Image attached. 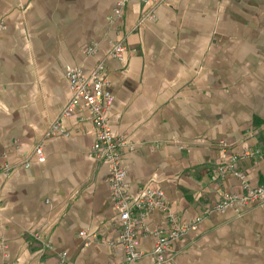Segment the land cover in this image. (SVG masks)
Listing matches in <instances>:
<instances>
[{
	"label": "crops",
	"instance_id": "1",
	"mask_svg": "<svg viewBox=\"0 0 264 264\" xmlns=\"http://www.w3.org/2000/svg\"><path fill=\"white\" fill-rule=\"evenodd\" d=\"M146 10L140 0L121 10L116 0H0V264L123 262L109 167L89 156V113L60 117L66 70L89 73L118 41L126 52L106 62V116L131 147L127 196L150 186L182 222L200 218L163 264H264V206L204 213L243 191L231 174L212 181L222 148L264 149V0H170L142 21ZM56 121L68 136L47 135ZM237 167L251 187L264 183V157ZM165 219L148 213L146 255L130 264H156L150 231Z\"/></svg>",
	"mask_w": 264,
	"mask_h": 264
},
{
	"label": "built area",
	"instance_id": "2",
	"mask_svg": "<svg viewBox=\"0 0 264 264\" xmlns=\"http://www.w3.org/2000/svg\"><path fill=\"white\" fill-rule=\"evenodd\" d=\"M129 1L116 0V8L118 10L123 9ZM168 1L170 0H140L147 7L142 21L151 19L154 9L166 4ZM95 51L96 45H93L86 48L85 53L88 55L93 54ZM125 52V45L118 41L111 46L104 58L99 60L89 73L84 74L79 68L67 69L66 79L71 97L65 104L60 117H68L80 106H83L89 113V119L95 132V141L89 150V156L96 161L107 163L109 167V186L115 207L119 212L117 241L124 252V260L121 264H130L146 255V252L138 250V238L141 233L148 231L144 222L148 213L153 209L165 214L166 224L150 231L152 236L155 237V244L149 253L155 256L156 264H163L166 261L164 253L170 248V244L185 234L187 230L193 229L200 218L195 219L193 223L182 222L174 213L168 210L163 201L162 192L150 186L140 190L136 200H131L127 196L126 171L122 165V150L125 148L131 149V147L124 137L112 134L106 116V112L112 104V96L108 89L106 62L110 59L121 60ZM47 135L68 136V133L60 125V122L56 121L51 124ZM33 152L38 162L44 161L40 145H37ZM259 157H264V149H244L238 155H234L228 152L227 148H222L221 161L215 169V177L223 178L227 174H231L240 180L243 191L239 194H223L218 202L205 209V214H209L211 211L223 212L235 204L264 206V183L251 187L246 182L245 174L237 167L240 159H256ZM25 165L27 166L28 163L26 162ZM79 235L84 237L86 233L80 232Z\"/></svg>",
	"mask_w": 264,
	"mask_h": 264
},
{
	"label": "trees",
	"instance_id": "3",
	"mask_svg": "<svg viewBox=\"0 0 264 264\" xmlns=\"http://www.w3.org/2000/svg\"><path fill=\"white\" fill-rule=\"evenodd\" d=\"M215 174V173H214ZM219 180V178L218 177H215L214 175H213V179H212V181H218Z\"/></svg>",
	"mask_w": 264,
	"mask_h": 264
}]
</instances>
